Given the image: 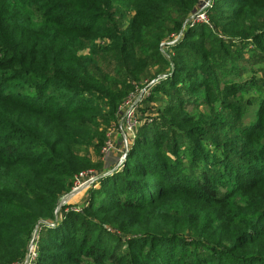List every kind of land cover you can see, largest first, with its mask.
I'll use <instances>...</instances> for the list:
<instances>
[{
    "label": "trees",
    "instance_id": "obj_1",
    "mask_svg": "<svg viewBox=\"0 0 264 264\" xmlns=\"http://www.w3.org/2000/svg\"><path fill=\"white\" fill-rule=\"evenodd\" d=\"M195 2L0 0V264H9L25 255L28 240L40 222H43L40 226L44 233L47 232L48 238L43 239L44 233L39 234L37 264H175L177 259L180 263L176 264L230 262L218 251L208 255L212 249L202 244L201 251L193 247L189 256L188 249L182 247L181 251L187 257L174 258L172 251L180 244V238L153 230L141 221L135 222L133 232L138 233H134L128 241L134 249L123 261L122 257H116V243L112 245L110 242L114 238L120 243L121 239L109 230V224H94L91 235L87 220L79 229L74 224L77 218L74 211H66L60 221L55 217L60 195L69 191L73 176L87 165L76 148L91 139L89 126H95L99 120L115 121L117 108L127 90L115 88L113 81L99 77L93 55L108 49L115 51L116 63L124 65L129 71L130 83L137 84L143 63L135 53L136 48L141 46L145 27L158 26L157 35L152 36L154 44H157L164 35L163 30L160 31L161 24L170 8L177 7L186 13ZM124 11H132V17L122 28L117 17L123 16ZM97 37L106 38L109 45L105 47L99 43V50L96 51L91 41ZM86 48L89 49L88 56L79 53ZM179 83L180 78L177 77L175 86ZM126 86L131 87L128 82ZM192 86L189 85L194 88ZM236 89L230 86L228 92L233 94ZM93 92H101L104 97L99 99ZM246 136L253 137L251 144H255L253 149L258 150L257 135L251 131ZM170 139L172 153L177 154L181 151L180 147L176 139ZM244 143L246 146L249 144L248 141ZM147 146L156 149L157 144L149 133L139 132L126 166L116 171L107 182L115 195H107L106 203L99 202L93 210L105 212L106 209L100 210L109 202H114L112 210L134 207L130 205L129 196L142 201L138 204L139 210H145L143 206L152 202V198L157 203L165 200L167 197L165 193L161 194L162 190L158 195L152 190L144 197L141 184L146 180L153 182L146 179L147 176L159 179L165 176L174 182V175L188 187L189 192L197 189L198 196L217 197L205 168L206 162L215 163L213 155L201 143L191 149L198 167L190 177L183 175L179 166L182 162L180 157L161 161L143 149ZM259 149L255 154L261 158L259 166L263 172L264 146ZM200 150L202 154H199ZM221 155L225 156L220 158L222 166L233 176L236 166L229 161L231 153ZM172 194L178 195V192ZM223 214L226 215L227 211ZM254 215L253 212L247 218L242 214L228 217L234 219L231 220L233 233L234 229L243 228L234 239L251 243L247 230L256 227L251 225ZM48 221H54V226ZM153 226L159 227L157 224ZM120 230L129 232L123 228ZM165 230L168 232L169 226H165ZM246 259L242 257L235 263L253 264L245 262Z\"/></svg>",
    "mask_w": 264,
    "mask_h": 264
},
{
    "label": "rangeland",
    "instance_id": "obj_2",
    "mask_svg": "<svg viewBox=\"0 0 264 264\" xmlns=\"http://www.w3.org/2000/svg\"><path fill=\"white\" fill-rule=\"evenodd\" d=\"M131 17L132 11H124L117 20L124 28ZM165 18L160 29L164 35L157 44H154L152 36L157 35L158 26L150 25L144 29L141 46L136 48L135 53L143 63L137 84L130 83L129 71L124 65L116 63L115 51L108 49L93 55L99 77L113 81L115 88L127 89L125 96L142 89V98L137 104L139 124L135 135H128L130 143L127 151H124L118 136L113 134V146L108 157L100 154V148L115 121L99 120L95 126H89L91 139L78 146L76 152L87 161L81 169L84 170L82 173L91 169L97 173L98 179L95 174V184L93 181L89 187L83 185L74 189L81 187L79 184L89 178L78 179L79 172L74 175L69 191L62 193L58 199L55 217L60 221L66 211H74L77 214L74 224L79 229L87 220L90 233H94V224H109V230L121 239L120 243L114 238L110 242L112 245L116 243V257H122L123 261L134 249L128 241L134 233H138L133 232L135 222L141 221L153 230L180 238V244L172 251L174 258L187 257L182 253V247L188 249L189 256L193 247L201 251L202 244L212 249L208 255L215 251L223 253V257L230 261L228 264H236L235 261L242 257H247L245 262L263 264L264 171L259 166L261 158L255 153L264 146V0H196L194 7L186 13L171 7ZM99 43L105 47L109 45L106 38L97 37L91 41L96 51L99 50ZM79 53L87 55L89 49ZM177 77L180 83L175 86ZM189 80L194 82L189 83ZM127 82L131 87L126 86ZM230 86L237 87L233 94L228 92ZM93 94L99 99L104 97L101 92ZM97 103L100 105L101 102L97 100ZM251 131L257 135L258 150H254L255 144H251L253 137L246 136ZM139 132L149 133V137L156 142V149L151 146L143 149L157 159L176 160L180 157L182 162L179 166L186 177L192 176L198 167L191 149L200 143L203 148L209 149L215 163L208 161L205 168L217 197L198 196L197 189L189 192L188 187L174 175V182L165 176L162 179L147 176L146 179L153 182L146 180L141 184L144 197L152 190L155 195L162 190L161 194L165 193L167 197L165 200L157 203L152 198V202L143 206L145 210H139L138 204L142 201L129 196L130 205L134 207L112 210L114 202H109L100 210L106 209L105 212L93 210L99 202L106 203L107 195H115L107 182L116 171L126 166ZM192 132L195 134L193 137ZM170 138L176 139L180 147L181 151L177 154L172 153ZM244 141L249 144L246 146ZM229 152V161L236 166L233 176L220 162V158L225 157L221 154ZM199 154H202L201 150ZM168 175H172L169 170ZM176 191L178 195H173ZM226 211L227 214H223ZM253 212L251 225L256 227L247 230L251 243L234 239L243 228L234 229L233 233L231 220L234 219L228 217L242 214L247 218ZM40 223L28 240L29 244L36 232V251L39 234L45 232ZM47 223L51 226L55 224L54 221ZM165 226H169L168 232ZM230 236L232 238H228ZM47 238L46 232L43 239ZM176 263H180L178 259ZM34 264H37V258Z\"/></svg>",
    "mask_w": 264,
    "mask_h": 264
},
{
    "label": "built area",
    "instance_id": "obj_3",
    "mask_svg": "<svg viewBox=\"0 0 264 264\" xmlns=\"http://www.w3.org/2000/svg\"><path fill=\"white\" fill-rule=\"evenodd\" d=\"M140 90L142 89H139L138 91L135 90V93L125 96L122 102L119 104L116 112L115 122L112 128L109 130V133L106 134L105 137L106 140L104 139L105 141L100 148V154L102 156L106 157L108 154H110V149L113 146V134H115V136H118V138L120 139V143L124 151L128 150L127 148L130 143L128 139V135L129 137L130 134L134 136L139 124V115L137 114V108H138L137 104L141 100L143 94L142 91ZM83 171L78 173L79 174L78 179L85 176H88L89 178L84 180L83 184L81 185L79 184V186L81 187H75L74 189L82 188L83 185L85 188L89 187L90 183L94 181L96 176L98 179L97 173L94 172L93 170L90 169L86 173H82ZM93 184H95V181ZM36 258H37L36 243H35V238L33 237L29 241L25 255L22 258L13 261L9 264H34Z\"/></svg>",
    "mask_w": 264,
    "mask_h": 264
},
{
    "label": "water",
    "instance_id": "obj_4",
    "mask_svg": "<svg viewBox=\"0 0 264 264\" xmlns=\"http://www.w3.org/2000/svg\"><path fill=\"white\" fill-rule=\"evenodd\" d=\"M36 228H37V226H36ZM35 234H36V232H34V234H33L34 237H35Z\"/></svg>",
    "mask_w": 264,
    "mask_h": 264
}]
</instances>
